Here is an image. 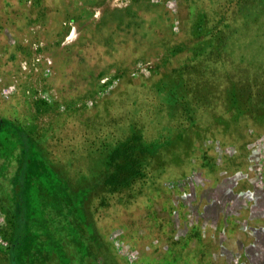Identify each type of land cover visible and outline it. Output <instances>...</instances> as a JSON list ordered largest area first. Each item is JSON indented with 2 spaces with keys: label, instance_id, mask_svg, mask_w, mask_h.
<instances>
[{
  "label": "rangeland",
  "instance_id": "374dc122",
  "mask_svg": "<svg viewBox=\"0 0 264 264\" xmlns=\"http://www.w3.org/2000/svg\"><path fill=\"white\" fill-rule=\"evenodd\" d=\"M121 10L134 17L130 31L89 36L103 13ZM84 33L86 45L73 46ZM178 70L183 99L168 109L154 86ZM200 83L216 97L230 83L264 97V0H0V118L73 189L101 176L97 139L121 144L133 122L146 141L187 128ZM210 120L192 145L150 160L147 174L164 171L141 178L134 197L103 187L90 196L84 264H264V117L229 129ZM3 167L0 264H10L15 170Z\"/></svg>",
  "mask_w": 264,
  "mask_h": 264
},
{
  "label": "trees",
  "instance_id": "16d2710c",
  "mask_svg": "<svg viewBox=\"0 0 264 264\" xmlns=\"http://www.w3.org/2000/svg\"><path fill=\"white\" fill-rule=\"evenodd\" d=\"M132 19L134 17L128 10L103 13L89 36L100 38L99 35L112 26L113 32L126 33L133 25H126L125 21ZM199 24L203 25L201 22ZM134 27L136 32L140 24ZM195 29L202 35L200 26ZM86 39L87 33H84L73 46H85ZM110 49L114 48L109 47ZM171 75L172 73L168 74L166 81L159 80L154 86V91L162 94V98L165 97L164 103H167L168 109L182 101L184 89L181 72L178 70ZM100 77L97 75L95 78ZM202 85L200 83V94L197 87L195 89L196 102L186 108L189 109L188 127L174 131L177 133L175 136L146 141L139 125L133 122L127 126V135L117 146H113L116 140L114 138L109 140L107 136L101 143L97 139L96 148L92 145L91 154L99 157L101 176H98L99 179L96 176L93 184L76 189L71 188L48 165L28 133L14 122L0 118V166L13 164L15 170L9 180L10 201L13 205L12 241L7 255L9 263L48 264L56 260L58 264H84L85 259L91 255L85 234H89L92 229L85 209L88 199L95 191L100 187L110 193L125 190L128 197H134V185L141 178L149 177L153 170L159 177L164 171L165 166L160 167L159 164L146 173L154 156L180 148L179 145L183 147L191 141L192 134L202 133L200 121L203 116L210 114L211 126L223 129H229L230 123L239 117H249L252 121L257 114L264 117V97L262 94H253L249 86L238 88L236 84L230 83L216 97L201 88ZM130 103L132 107L138 105L135 100ZM240 106L244 109L241 110ZM218 107L221 108L220 114H216ZM192 143L193 141L189 145ZM143 156L146 162L142 159ZM0 176L5 174L1 173ZM70 248L75 250V255L68 252Z\"/></svg>",
  "mask_w": 264,
  "mask_h": 264
}]
</instances>
